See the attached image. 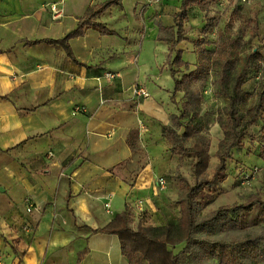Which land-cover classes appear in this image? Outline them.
Instances as JSON below:
<instances>
[{
    "label": "crops",
    "instance_id": "1",
    "mask_svg": "<svg viewBox=\"0 0 264 264\" xmlns=\"http://www.w3.org/2000/svg\"><path fill=\"white\" fill-rule=\"evenodd\" d=\"M104 1L0 0V264H131L118 237L99 230L126 207L137 216L139 201L146 224L177 217L161 126L178 112L165 38L181 0H117L94 18L111 33L85 27L68 40L71 57L47 41ZM194 3L175 47L189 64L183 73L195 68L198 38L187 27L201 38L207 12ZM135 84L148 95L133 98ZM76 106L85 110L73 114Z\"/></svg>",
    "mask_w": 264,
    "mask_h": 264
},
{
    "label": "trees",
    "instance_id": "2",
    "mask_svg": "<svg viewBox=\"0 0 264 264\" xmlns=\"http://www.w3.org/2000/svg\"><path fill=\"white\" fill-rule=\"evenodd\" d=\"M197 1L181 0L179 10L172 16L171 37L165 38L170 43V53L175 52L168 66L174 82L170 98L178 112L171 116L168 125L161 126V133L169 142L172 154L193 157V183L189 184L180 177L184 184L178 193L176 203L179 211L174 219H166L160 225L146 224L139 219L133 226L132 213L126 207L99 231L118 237L121 252L131 264L144 261L149 264H264V224L256 223L257 228L253 229L244 226L240 218V213L250 212L254 206L264 212V201L255 199L248 204L218 207L207 214L202 213L213 202V192L224 178L227 158L233 149L243 147L246 138H251L249 126L264 117L262 85L259 84L252 94L243 88L251 72L255 75L260 68L264 42L256 47L250 45V39L258 35L257 18L243 16L236 7L231 12V18L235 17L241 23L238 29L232 32L231 23L219 29L214 48H210L205 37L195 41V68L176 77L179 68L189 69L188 62L181 59V50L175 47L183 39L188 8ZM116 2L107 0L97 8H90L79 19L75 29L63 38L47 41L60 45L71 57L68 40L80 35L85 27L111 33L94 18ZM246 31L248 39H244ZM208 74L213 76L214 93L224 101L216 116L222 137L216 151L218 163L211 176L207 172L209 142L203 134L207 121L201 111L203 96L200 87V81ZM177 92L183 93L180 102L174 98ZM251 95L253 100L249 101ZM129 143L134 145L133 140ZM257 154L264 160V146ZM219 173H223L221 178ZM177 245L181 249L175 252Z\"/></svg>",
    "mask_w": 264,
    "mask_h": 264
},
{
    "label": "rangeland",
    "instance_id": "3",
    "mask_svg": "<svg viewBox=\"0 0 264 264\" xmlns=\"http://www.w3.org/2000/svg\"><path fill=\"white\" fill-rule=\"evenodd\" d=\"M172 2L174 0H150V4L154 6L164 4L166 2ZM229 6H224L225 0H200L191 7V10L197 11L198 5H206L207 12L205 20L201 28H199V34L206 38L210 48H214L217 39V31L222 29L227 23H231L232 32L238 29L240 26L239 20L235 17L231 18V12L234 8L238 7L239 10L246 17L255 16L258 21L259 31L258 35L250 39V45L260 46L264 42V0H228ZM177 2V0H175ZM227 2V0H226ZM222 3V6H221ZM175 5V4H173ZM172 9V7H170ZM156 12L161 9H154ZM152 19L157 18L154 13L150 14ZM155 18V19H154ZM187 25H185L186 29ZM206 27L209 30L207 35L204 34L203 28ZM196 27H187L189 34H193V37L199 39V35L196 34ZM165 34V33H164ZM249 38V33H244V39ZM195 42V41H194ZM194 49V47H193ZM262 58L260 60V68L254 72H251V77L244 84L243 88L249 93H253L255 88L261 84L264 89V48L261 50ZM168 57V56H167ZM167 63V59H166ZM183 73L180 70L177 76ZM213 76L208 74L207 77L200 81V87L202 91V103L201 111L205 116L207 124L203 130L204 136L208 139V154L209 164L208 173L209 176L213 174L214 168L218 163L216 151L218 150V142L222 137V129L216 120L218 109L222 108L224 101L221 97L214 93ZM252 96V95H251ZM180 100V98H177ZM253 100V96L249 98V101ZM248 131L251 138H246L243 141V147L233 149L232 154L226 160V169L224 171V178L221 180L220 185L213 192V202L207 205L202 213L207 214L218 207H232L235 204H248L249 202L259 199L264 201V160L257 154L260 148L264 146V117L258 120L256 123L249 126ZM166 148L169 149V142L166 140ZM169 151V150H167ZM171 154V153H170ZM169 155V154H168ZM193 157L191 155L183 157H172L169 155L165 162V170L167 179L170 181V190L178 195L180 188L184 182L180 180L182 176L189 184L193 183V176L191 173V161ZM223 173H219L218 177L221 178ZM166 184V183H165ZM179 206V205H178ZM135 216L131 224L136 226L137 221L145 220L143 215L144 211ZM232 214H234L232 212ZM240 218L244 226L250 228H257L258 225L264 224V212L259 210L258 206H254L250 212L240 213ZM181 249L180 245H177L174 249L175 252Z\"/></svg>",
    "mask_w": 264,
    "mask_h": 264
},
{
    "label": "built area",
    "instance_id": "4",
    "mask_svg": "<svg viewBox=\"0 0 264 264\" xmlns=\"http://www.w3.org/2000/svg\"><path fill=\"white\" fill-rule=\"evenodd\" d=\"M50 9H51V12H52V18L57 19V18H59L61 16L62 9L59 8L56 3H52L50 5ZM104 76L107 77V78H112V77H114V73L106 72L104 74ZM147 95H148V92H147V90H146V88L144 86H142L140 84H135V85L132 86V88H131V96L133 98L146 97ZM84 110L85 109L83 107L76 106L73 109V114H75L76 112L84 111ZM165 183L166 182H165L164 178L160 177V178H157V180H156V185L158 186L159 189H164L165 188ZM141 205H142V202L139 201L138 204H137V208H138L139 211L142 210V206ZM30 210H31V208L28 207L27 211H30Z\"/></svg>",
    "mask_w": 264,
    "mask_h": 264
}]
</instances>
